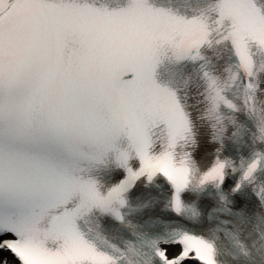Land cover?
<instances>
[{"label": "snow or ice", "instance_id": "obj_1", "mask_svg": "<svg viewBox=\"0 0 264 264\" xmlns=\"http://www.w3.org/2000/svg\"><path fill=\"white\" fill-rule=\"evenodd\" d=\"M5 251L264 264V0H0Z\"/></svg>", "mask_w": 264, "mask_h": 264}, {"label": "bare ground", "instance_id": "obj_2", "mask_svg": "<svg viewBox=\"0 0 264 264\" xmlns=\"http://www.w3.org/2000/svg\"><path fill=\"white\" fill-rule=\"evenodd\" d=\"M5 255L3 253H0V260H4L5 259ZM9 260V259H8Z\"/></svg>", "mask_w": 264, "mask_h": 264}]
</instances>
